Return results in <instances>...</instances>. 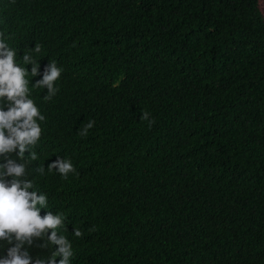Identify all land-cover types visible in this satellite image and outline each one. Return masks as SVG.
<instances>
[{
  "label": "trees",
  "instance_id": "trees-1",
  "mask_svg": "<svg viewBox=\"0 0 264 264\" xmlns=\"http://www.w3.org/2000/svg\"><path fill=\"white\" fill-rule=\"evenodd\" d=\"M0 31L40 45L35 81L63 69L51 100L30 85L46 119L26 164L71 264H264L260 0H0Z\"/></svg>",
  "mask_w": 264,
  "mask_h": 264
},
{
  "label": "clouds",
  "instance_id": "clouds-1",
  "mask_svg": "<svg viewBox=\"0 0 264 264\" xmlns=\"http://www.w3.org/2000/svg\"><path fill=\"white\" fill-rule=\"evenodd\" d=\"M40 52L38 44L20 52L7 41L5 32L0 31V158L6 161L0 163V241L14 245L8 249L6 257L0 258V264H71L74 255L71 242L58 234V229L65 227L66 217L62 213L53 215L51 211L41 216L48 206V197L28 178L26 163L29 159H38L34 148L43 131L40 122L46 119L30 97V85L46 87L44 100H51L59 90L56 81L63 72L51 61L42 79L35 81L39 74L35 55ZM141 119L147 120L149 126L155 122L146 111ZM94 124V120L89 121L79 134L86 136ZM47 169L58 171L65 179L76 171L67 158H58ZM35 171L44 174L43 167ZM74 235L79 238L83 233L74 229ZM34 240L42 243L38 245L40 248H49L46 255L29 253L25 245L32 246ZM51 245H57V250Z\"/></svg>",
  "mask_w": 264,
  "mask_h": 264
},
{
  "label": "rangeland",
  "instance_id": "rangeland-1",
  "mask_svg": "<svg viewBox=\"0 0 264 264\" xmlns=\"http://www.w3.org/2000/svg\"><path fill=\"white\" fill-rule=\"evenodd\" d=\"M261 10L264 13V0H260Z\"/></svg>",
  "mask_w": 264,
  "mask_h": 264
}]
</instances>
